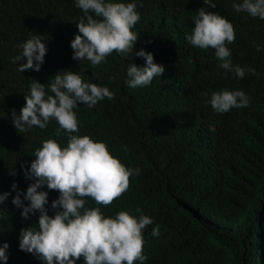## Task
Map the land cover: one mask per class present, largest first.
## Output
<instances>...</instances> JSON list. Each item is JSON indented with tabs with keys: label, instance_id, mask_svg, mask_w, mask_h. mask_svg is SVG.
Masks as SVG:
<instances>
[{
	"label": "trees",
	"instance_id": "1",
	"mask_svg": "<svg viewBox=\"0 0 264 264\" xmlns=\"http://www.w3.org/2000/svg\"><path fill=\"white\" fill-rule=\"evenodd\" d=\"M122 2H135L140 16L133 28L134 53L150 52L165 68L135 89L125 83L126 69L130 63L145 66L144 57L113 52L97 66L73 59L70 42L83 15L75 0H0V194L9 193L0 204V247L9 245L8 259L0 264H45L19 248L21 229L38 225L40 213L24 219L12 199L19 190L23 204L29 203L23 193L34 179L26 178L21 166L30 168L43 140L66 146L68 134L56 137L54 120L45 129L19 133L12 111L19 115L32 79L51 94L53 76L64 70L114 93L92 108L78 102L79 133L74 134L106 142L127 167L141 171L112 204L86 198V206L99 207L105 216L121 210L138 216L139 207L152 219L143 232V264H264V20L236 12L233 0H213L214 9L203 0ZM201 7L233 24L236 38L227 47L232 64L246 69L243 78L220 67L215 49L186 39ZM37 34L47 47L44 63L39 72L22 73L18 67L26 58L13 62L22 54L19 45ZM225 89L245 92L250 106L217 113L208 101L212 92ZM38 190L48 192L45 207L54 216L51 203L59 192L46 185ZM76 264H84L83 257Z\"/></svg>",
	"mask_w": 264,
	"mask_h": 264
},
{
	"label": "clouds",
	"instance_id": "2",
	"mask_svg": "<svg viewBox=\"0 0 264 264\" xmlns=\"http://www.w3.org/2000/svg\"><path fill=\"white\" fill-rule=\"evenodd\" d=\"M204 4L215 8L213 0H203ZM76 7L83 15L76 23L78 34L71 40L73 59L90 61L92 66L100 65L113 52L125 58L134 53L138 34L133 31L139 21L135 2L122 0H75ZM236 12H246L253 18L264 20V0H233ZM194 27L186 39L191 45L215 49L220 67L232 71L237 78H243L246 69L234 66L230 59L231 50L227 45L235 41V28L225 17L201 7L193 17ZM40 34L19 45L22 54L15 57L14 63L22 58L26 62L18 71L34 70L39 72L47 53L46 44ZM260 51V45H255ZM145 58V66L130 63L127 66L125 83L130 88L149 85L153 78L161 76L165 70L162 64L154 62L150 52L141 49L134 53ZM252 71L254 69H248ZM46 93L45 84L32 79L30 92L24 95L25 104L19 115L13 109V125L19 133L33 127L45 129L54 120L58 127L55 136L67 133V144L61 146L57 139L48 138L42 146L35 149V159L30 168L21 166L26 178L34 179L29 184L24 200L21 192L16 191L12 203L20 208L21 216L29 218V213L39 212L38 225L22 228L19 234V248L31 253L45 264H76L83 257L84 264H140L147 259L143 254L146 227L153 223L137 207L133 215L121 210L114 216H105L99 207L86 206V198L97 205L108 206L119 199L130 187V178L139 175V168L127 167L109 150L106 142L94 140L90 135H77L79 121L74 109L78 102L89 108L107 97L114 98V93L107 86L85 82L80 74L71 70L57 72ZM211 107L217 113H225L232 108L250 106L249 96L242 90H222L211 93ZM125 152L127 148L123 149ZM12 175H16L11 171ZM59 192L51 207L56 210L50 216L45 207L48 204V192ZM12 189L17 185L13 183ZM8 192L0 194V204L7 199ZM154 237L159 235V226L152 229ZM4 243L0 247V260L7 261Z\"/></svg>",
	"mask_w": 264,
	"mask_h": 264
}]
</instances>
